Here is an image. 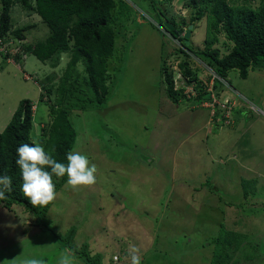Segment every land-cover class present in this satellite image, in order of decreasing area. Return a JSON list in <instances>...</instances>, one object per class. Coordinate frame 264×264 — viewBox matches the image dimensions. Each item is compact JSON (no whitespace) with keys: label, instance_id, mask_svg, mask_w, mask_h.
<instances>
[{"label":"rangeland","instance_id":"374dc122","mask_svg":"<svg viewBox=\"0 0 264 264\" xmlns=\"http://www.w3.org/2000/svg\"><path fill=\"white\" fill-rule=\"evenodd\" d=\"M123 1L133 8L115 15L119 33L114 61L108 67L107 101L98 108L75 109L71 118L76 129L72 151L87 155L95 164L96 181L73 187L66 180L61 186L46 214L48 227L57 236L45 224L35 228L33 216L24 218L16 205H0V264H22L28 257L57 264L70 227L71 252L78 264H98L92 258L99 262L101 258L105 264L104 259L110 262L111 256L115 264H121L122 259L131 260L123 251L128 245L129 250L135 247L141 264H205L202 255L209 256L211 248L202 243L220 229V217L253 228L251 247L247 241L243 244L249 249L256 244L255 263L264 264V114L260 112L264 109V62H256L246 78L231 70L218 85L226 96L232 94L254 111L244 117L245 108L239 107L219 123L209 122V109L173 103L163 92L162 54L179 41L154 23L158 17L151 19L140 10L153 15L154 2L133 0L137 6L131 0ZM193 2L158 0L157 6L167 11L169 23L186 28ZM11 16L15 26L36 23L24 31V43L48 36L49 28L38 16H26L17 7ZM194 25L192 45L203 48L206 17ZM27 56L23 76L34 73L31 77L40 79L52 74L47 84L53 86V101L69 54L61 53L55 65ZM181 60L197 68L203 82L208 81L211 71L203 61L175 53L166 60L175 85L185 80L179 78ZM76 69L80 75L86 74L82 63ZM22 73L11 64L0 68V131L22 99L36 104L38 132L40 122L49 118L48 95H40L41 87L37 89L31 79L23 80ZM226 96L219 100L228 99ZM251 179L253 190L248 185ZM195 187L201 188L194 191ZM83 243L88 246L86 252L80 249ZM153 246L157 253L147 255ZM239 261L254 264L244 256Z\"/></svg>","mask_w":264,"mask_h":264},{"label":"trees","instance_id":"16d2710c","mask_svg":"<svg viewBox=\"0 0 264 264\" xmlns=\"http://www.w3.org/2000/svg\"><path fill=\"white\" fill-rule=\"evenodd\" d=\"M131 1L133 2V0ZM192 1H194L195 8L188 22L193 25L188 43L184 42L182 35H175L176 26L167 21L170 17L164 8L157 6L158 0H150V2H154L152 4L154 16L141 7L140 10L151 19L158 17L154 23L179 41V45L172 46L162 54L160 74L163 75V92L173 103H180L190 108L198 106L209 109L210 113L207 119L211 116L209 122L215 123L222 110L225 111L220 104L213 102L214 98L217 100L220 98L221 87L218 85L225 82L223 79L228 76L227 74L231 70H237L239 76L246 78L249 69L256 67L254 66L256 62H264V0ZM16 7L26 16L36 15L39 18L38 21L41 20L45 23L49 28V34L44 40L32 44L22 41L24 31L36 23L15 26L12 22L11 11ZM131 8L133 7L123 0H0V37L5 40L10 36L18 39L17 46L8 47L5 52L0 51L1 69L11 64L22 73L23 61L26 60L27 55L35 56L42 63L50 60L55 65V61L61 53L69 54V60L60 77L53 101H51L53 86L51 83L47 84L51 80L52 74H45L40 79L37 75L32 78L31 75L34 73L25 77L26 80L31 79L38 83L44 93L40 95H48V100L45 102L49 104V118L45 122H40L39 132L34 125L36 112L32 109L31 99H22L19 102L8 124L0 131V175H9L13 180V191L6 192L5 197L0 198V205L5 207L16 205L24 213V218L33 216L34 220L32 218L31 220L32 225L35 223V228L45 224L46 230L50 231L53 236L55 232H52L51 227H48L46 214L54 201L46 206H39L33 205L24 196L21 190L20 170L15 164L16 148L23 143L38 142L57 160L67 163L66 155L72 151L76 138V129L71 120L73 110L84 111L95 108V106L98 108L107 101L110 91L107 84L108 67L110 62L114 61L113 54L119 33L116 30L115 15ZM203 16L207 20L204 47H193L194 23ZM165 21L173 28L169 29L164 24ZM172 21L176 22L173 19ZM179 30L183 31L184 27L179 26ZM220 35H223L224 39H220ZM175 53L185 56L194 55L203 61L211 71L207 77L208 81L203 82L197 75V68L193 69L189 62L181 60L177 66L182 74L181 77L185 80L182 85H175L172 71L166 62L168 57ZM24 54L26 55L24 56ZM20 62L23 64L21 65ZM79 62L83 64L85 75H80L76 69ZM24 72L22 74H25ZM209 80L212 81L210 86L208 85ZM41 98L43 100L44 97ZM227 101L230 106L229 111L233 112L236 108L235 103L230 98ZM205 102L212 103L211 107L204 106ZM261 157L259 156V158ZM257 158L255 157V164L258 161ZM66 180L67 176L54 177L56 193ZM253 180L248 181L251 189ZM200 188L195 187L196 190L194 188L193 190L197 191ZM259 202L261 203L262 199L256 204ZM254 214H251V218L254 217ZM228 219L220 217L218 223L220 229L214 231L215 236L212 239L202 243V247L211 248L209 256L202 255L205 264H241L239 261L241 256L251 259L256 264L253 257L254 252H257L256 244H253V249L248 248L252 243L250 239L254 235L253 228L249 225L241 227L237 220ZM72 237V227H70L64 234L66 240L63 243V247H68L70 252L74 248L71 243ZM244 241H247L248 247L243 244ZM128 248L129 245L124 247L123 251L129 257L132 250ZM80 249L86 252L88 246L83 243L80 245ZM156 253L154 246L146 251L147 255ZM101 260L100 258L99 262L92 258L91 262L96 261L98 264H102ZM121 261V264H131L129 259ZM112 262L114 263L112 256L110 262L104 259L105 264H113Z\"/></svg>","mask_w":264,"mask_h":264},{"label":"clouds","instance_id":"9594fccd","mask_svg":"<svg viewBox=\"0 0 264 264\" xmlns=\"http://www.w3.org/2000/svg\"><path fill=\"white\" fill-rule=\"evenodd\" d=\"M179 26L183 25L176 26V30H179ZM186 28L183 31L180 30L179 34L183 33V36ZM7 40L11 41L8 47L18 45L16 37L10 36ZM181 76L182 74L179 71L180 79L182 78ZM25 77H29V74ZM223 80L225 81V79ZM34 83L38 89V83L35 81ZM32 109L33 111L36 110L35 102L32 104ZM230 114V111L226 114L222 110L217 123L223 118L230 116ZM66 160L67 163L57 160L51 152L46 151L44 146L38 142L31 144L23 143L16 148L15 164L20 170L22 179L21 190L33 205L46 206L54 201L57 195L54 177L61 178L67 176V184L73 187L88 186L95 183L97 169L95 164L89 161L87 155L79 151H70L66 155ZM11 191H13L12 177L6 174L0 175V198H4L6 192ZM136 251L133 246L131 264H141L140 256L136 254ZM22 264H45V261L37 257H28L22 261ZM57 264H78V262L75 254L65 248L60 253Z\"/></svg>","mask_w":264,"mask_h":264},{"label":"crops","instance_id":"0c3cea01","mask_svg":"<svg viewBox=\"0 0 264 264\" xmlns=\"http://www.w3.org/2000/svg\"><path fill=\"white\" fill-rule=\"evenodd\" d=\"M24 62V64H25V62H26V60H24L23 61ZM31 68V67H30ZM22 78L24 79V80H26L25 79V77L23 76V74H22ZM226 78H227V76H226ZM212 83V81L210 80V82H208V85L210 86V84ZM231 89H233L232 87H231ZM236 94H238V92H236ZM226 95H228L227 93H226V91H224V89L223 88H220V91H219V96H220V98L219 99H221V98H223L224 96H226ZM230 95H232V94H230ZM226 96L227 98H230V100L231 101H233L234 103H235V107L236 108H239V107H241V108H245V110H244V112H241L242 113V116H244V117H246V116H248L250 113H251V111H254V110H252L250 107L249 108H246L245 107V105H244V103L243 102H241L240 100H238V99H236V98H233V97H231V96ZM264 99V98H263ZM204 106H210L211 105V103L210 102H205L204 104H203ZM211 107V106H210ZM258 107H259V105H258ZM257 107V109L259 110L260 108H258ZM235 108V109H236ZM217 110V109H216ZM260 112L262 113V114H264V109L263 108H261V110H260ZM216 114V113H215ZM240 114V113H239ZM214 115V114H213ZM259 116V115H258ZM238 117H239V115H238ZM210 118H211V116H210ZM209 118V119H210ZM253 118H254V116H253ZM256 119H259V118H256ZM258 137H260V136H258ZM251 148V145L249 146V149ZM257 158V157H256ZM263 163V162H262Z\"/></svg>","mask_w":264,"mask_h":264},{"label":"built area","instance_id":"2783aa9c","mask_svg":"<svg viewBox=\"0 0 264 264\" xmlns=\"http://www.w3.org/2000/svg\"><path fill=\"white\" fill-rule=\"evenodd\" d=\"M11 41H6L2 37H0V51L5 52L8 46L10 45ZM213 102L220 104L222 109H225V113L228 114L230 106H228V101L224 100L223 102H219L217 99L214 98ZM212 104V103H211Z\"/></svg>","mask_w":264,"mask_h":264},{"label":"water","instance_id":"95a60500","mask_svg":"<svg viewBox=\"0 0 264 264\" xmlns=\"http://www.w3.org/2000/svg\"><path fill=\"white\" fill-rule=\"evenodd\" d=\"M164 24H165L169 29H172V28H173V26H172L171 24H169L167 21H165ZM192 28H193V25H192V24H189L188 27L185 29V32H184V35H183V37H184V42H185V43H188V42H189L188 38L190 37V32H191V29H192ZM174 33H175V35H176V34L178 35V34L180 33V30H174Z\"/></svg>","mask_w":264,"mask_h":264}]
</instances>
